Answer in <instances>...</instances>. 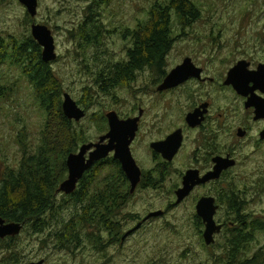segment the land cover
Wrapping results in <instances>:
<instances>
[{"label": "rangeland", "instance_id": "rangeland-1", "mask_svg": "<svg viewBox=\"0 0 264 264\" xmlns=\"http://www.w3.org/2000/svg\"><path fill=\"white\" fill-rule=\"evenodd\" d=\"M104 1L105 4L98 5L95 10L98 15L95 17L103 26L102 34L98 44L86 50L79 48V28L84 26L85 10L93 6L92 0H38L34 18L17 0H0V39L4 44H25L28 38L32 39V25H43L50 30L57 58L48 66L62 85L63 94H68L86 113L83 120L74 123L82 142L79 141L73 154L78 153L84 144L97 143L108 132L107 113L115 112L119 119L126 120L137 117L138 111L144 110L136 138L130 146L132 157L141 170L143 186L139 185L121 208L112 232L118 234L116 242L105 233H99L102 240L96 244L84 240L78 246H61L53 240L42 243V236L27 229L13 242L16 246L12 244V248H17L18 258L12 261L14 252L1 250L0 264L37 263L41 260L43 264H225L229 254L230 236L227 232L220 233L213 245L206 246L202 239L204 228L196 226L194 198L201 196L202 189L184 204L168 210L175 202L173 191L183 165L176 161L168 168V178L152 187V180L156 181L161 173L149 144L164 140L174 132L175 127L181 125V115L188 111L190 103L181 106L177 98L183 101V97L178 94L154 96L152 89L161 80L156 72L136 74L133 81L110 89L108 93L101 92L95 84L98 71L127 59V51L133 45L129 32L134 28L136 32L144 30L149 22L150 9L165 7L168 0ZM191 1L198 10L194 20L184 23L176 20L174 13H169L167 30L170 39L175 38L172 44H176L164 60L162 68L167 74L186 55L225 72L239 54L252 50L251 46L254 48L257 41L264 38V0ZM0 90L4 93L0 94L1 173L6 167L18 169L21 161L18 139L25 137L26 143L34 149L44 121L37 110L34 88L26 75L5 60L0 65ZM235 115L242 117L241 110H236ZM95 116L103 119H94ZM194 137L193 132L186 133L183 153L195 147ZM243 157L240 166L230 173L234 178L232 186L235 193L243 191V213L264 222V146L256 152L251 148L244 149ZM183 164L186 165L185 160ZM62 199L69 201L58 193L56 200ZM67 206H71L70 201ZM225 206L221 205L218 214V221L223 223H227L223 219L227 216ZM71 210L69 208L64 213L66 219ZM154 211L169 212L148 221L135 234L120 241L125 232ZM263 243L264 237L256 236L247 255L250 257ZM97 244L101 247H95ZM241 254L246 256L244 249Z\"/></svg>", "mask_w": 264, "mask_h": 264}, {"label": "trees", "instance_id": "trees-1", "mask_svg": "<svg viewBox=\"0 0 264 264\" xmlns=\"http://www.w3.org/2000/svg\"><path fill=\"white\" fill-rule=\"evenodd\" d=\"M105 2L92 0L93 6L85 10L84 26L79 28V48L86 50L98 44L103 26L95 17L98 16L95 10ZM170 12L175 14L176 20L184 23L198 15L191 0H168L165 7L151 8L145 29H139L132 36L133 46L127 51V59L96 74L95 84L101 92L108 93L115 87L128 84L136 74L146 69L163 76L162 67L171 47V34L167 30ZM5 45L4 52L0 51V61L11 62L26 75L34 88L37 110L44 123L34 149L26 143L25 137L18 139L21 152L18 169L6 167L0 173V218L6 223L22 224V231L31 229L42 236V243L53 240L61 246H78L88 240L96 244L102 238L99 233H106L115 242L118 234L112 233L113 226H117L113 222L130 196L129 183L119 163L108 157L87 171L75 192L68 196L70 207L67 206L69 201L56 200L59 186L67 175L66 159L76 152L79 141L82 142L81 137L74 128V122L67 120L62 113V85H59L49 64L41 61L39 47L31 38L25 44ZM0 94L4 93L0 90ZM98 118L103 119L94 117ZM143 181H140V186H143ZM160 181L159 178L152 180V187ZM234 190L235 187L230 186L227 196L231 200L229 212L234 215L231 220H226L229 224L224 230L230 236L225 264H264V243L250 257L247 255L256 236L264 237V222L243 213V191L235 193ZM69 208L72 209L71 214L66 219L64 213ZM196 220V226L202 228L201 221ZM16 239L18 237L13 242ZM13 242L6 243L0 239V251L14 252L12 261L19 256L17 248H12ZM243 249L246 256L241 254Z\"/></svg>", "mask_w": 264, "mask_h": 264}, {"label": "flooded vegetation", "instance_id": "flooded-vegetation-1", "mask_svg": "<svg viewBox=\"0 0 264 264\" xmlns=\"http://www.w3.org/2000/svg\"><path fill=\"white\" fill-rule=\"evenodd\" d=\"M135 32H136V28H134L131 32H129L131 38ZM30 34H31V27H30ZM174 39L175 38H171L170 40L171 41L170 45L172 48L174 47L173 45L176 44V42L172 44V41ZM34 43L36 44L35 41ZM5 48L6 45L4 44V41L0 39V51L3 53ZM251 49L252 50L249 51L244 50L241 54H239L238 55L239 58L232 64L230 68H227L225 72L218 68L212 67L210 63L196 62L191 55L190 56L186 55L181 59L179 65H181L185 59H190L193 68L195 70H198L199 73L193 72V75L191 77L186 79L183 83L179 84L175 88H171L165 91H158V87L163 83L164 79L169 74V73L167 74V72L164 69H162L163 76L160 77L161 80L158 81V83L152 89V94L154 96L167 97L170 95L178 94L180 97H183V101H181V98H177V102H179L180 105L182 103L184 104L190 103L188 111L183 112L181 115V120H182L181 125L176 126L174 129L175 131L176 130L182 131L183 139L180 149L178 150L176 155L172 158V160L170 162L166 161L162 158L160 154H157L150 149V145L152 143H155L156 141L149 144V149L152 153V157L156 159V162L159 163L157 166L158 168H160L159 171L161 174L158 177L160 180L165 181L168 178V168L173 166L176 163V161H179L180 164L183 165V170L179 172L177 175L176 190L173 191L175 202L177 200L176 191L182 187L183 178L188 171H197L199 174V178H202L209 172L213 171L215 167L214 160L217 158L226 159L229 161H233L235 163L233 167L223 171L217 180H212L206 182L205 184L196 186L191 191L189 196L185 198L180 204L177 205L174 202V204L173 205L171 204L168 208L169 211L177 208L178 206L184 204L191 197H193L198 190L202 189L203 193L201 194V196L194 198L195 218L201 221L200 217H198L196 213V205L198 201L203 197L213 198L215 200L214 205L217 206V211L214 216V219L218 225L222 226L221 233L225 230L227 224H229L218 221V214L220 212L221 205L223 204L227 205L225 206V210H226L225 214L227 216H224L223 219L225 218L226 220H229L232 218L231 216L234 215L231 214V212H229V205H228L229 197L227 198L228 189L230 186H232V181L234 179L233 177H231L230 173L236 167L240 166V164L242 163L241 162L242 158L245 159V157H243L244 149L251 148L254 150V152H256L261 147L264 146V117L255 119L256 116H255L254 107L246 106L249 100L251 99H253L255 102L256 101L264 102V80L260 82L259 86L257 87L254 86L253 82H248L247 83L248 94L246 96L239 95L234 90L233 86L226 84L229 71L232 70L239 63L243 64L241 74L251 76L253 73L261 72V74L264 77V38H262V40L260 41H257V44L254 46V48L252 45ZM3 61L4 60L0 61V65ZM214 71H216L217 73H215ZM143 72L150 73L153 71L146 69ZM185 95H188V98H186ZM238 109L241 110L242 117H237L236 115L233 116V113L235 114V111ZM140 112H142V115L139 119L138 126L140 125L141 119L144 116V110H139L137 117L139 116ZM193 112H198L200 114L199 118L200 117L202 118V122L200 125L194 128H190L186 124L185 119L189 113H193ZM188 131L194 133L195 137L193 138V140L195 147L190 149L188 152L183 153L185 140H186V133ZM110 156L113 157L112 154H110ZM184 160L186 162V165L183 164ZM137 187H139V185ZM129 188H130V184H129ZM133 193H131L129 190L130 196ZM66 199L70 200V197H67ZM169 211L167 212L162 211L163 212L162 216L168 213ZM144 218L138 221L136 225L128 231H131L138 224H141L140 228L137 230L139 231L146 223H148V221L143 223ZM116 219H118V217H116ZM152 219H156V218H152ZM116 222L114 221L113 223ZM127 232H125L122 235V237ZM136 232H134L133 234H135ZM122 237L120 239L121 242H123ZM13 239H15V237H7L3 240H5L6 243H12L14 241ZM99 247H101V245Z\"/></svg>", "mask_w": 264, "mask_h": 264}, {"label": "water", "instance_id": "water-1", "mask_svg": "<svg viewBox=\"0 0 264 264\" xmlns=\"http://www.w3.org/2000/svg\"><path fill=\"white\" fill-rule=\"evenodd\" d=\"M23 7L26 8L28 15L34 18L37 14L38 0H17ZM32 39L41 49V61L49 64L56 60L54 40L50 30L42 25L31 26ZM243 64L239 63L228 73L227 85L233 86L234 90L242 96L248 94L247 83L253 82L254 86H259V83L264 80L261 72L253 73L251 76L241 74ZM193 72L199 73L191 64L190 59H185L183 63L166 76L163 83L158 87V91H165L177 87L186 79L193 75ZM247 107L253 106L255 109V119L264 117V102L249 100ZM62 113L64 117L74 123H78L86 116L82 110L68 94L62 96ZM142 115L132 119L120 120L115 112H109L105 118L107 120L108 132L98 139L97 143L84 144L79 148L78 153L68 155L66 159L67 178L59 186L58 193L65 196H70L75 192L79 181L84 174L89 171L96 163L105 160L112 154L130 184V192L133 193L141 181V170L137 166L132 157L130 146L135 140L138 131V122ZM198 112L189 113L186 116L185 122L190 128H194L201 124L202 118ZM182 131L176 130L166 137L165 140L155 142L150 145V149L155 153L160 154L166 161H171L176 155L182 144ZM215 167L212 172H209L204 177L199 178L197 171H188L182 182V187L176 191V202L180 204L189 196L191 191L201 184L217 180L221 173L235 165L233 161L217 158L214 160ZM215 200L211 197L201 198L196 205L197 216L200 217L204 226L202 234L203 242L206 246H211L215 243V236L221 233L222 226L218 225L214 219L217 211V206L214 205ZM163 214L162 211L150 213L143 219V223L152 218H159ZM138 224L134 229L128 231L122 241L127 239L131 234L140 228ZM23 225L19 223H6L0 218V239L7 237H17L21 234ZM24 264H43V261L37 263Z\"/></svg>", "mask_w": 264, "mask_h": 264}]
</instances>
